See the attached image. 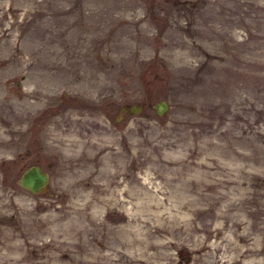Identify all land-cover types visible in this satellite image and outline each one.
I'll return each mask as SVG.
<instances>
[{"label":"rangeland","instance_id":"obj_1","mask_svg":"<svg viewBox=\"0 0 264 264\" xmlns=\"http://www.w3.org/2000/svg\"><path fill=\"white\" fill-rule=\"evenodd\" d=\"M0 264H264V0H0Z\"/></svg>","mask_w":264,"mask_h":264},{"label":"water","instance_id":"obj_2","mask_svg":"<svg viewBox=\"0 0 264 264\" xmlns=\"http://www.w3.org/2000/svg\"><path fill=\"white\" fill-rule=\"evenodd\" d=\"M140 106L138 102H131L126 108L120 105L118 111L122 113L126 109L127 112H135L140 109ZM151 106L157 114H160L165 110L167 101L164 98H158L151 103ZM16 183L30 192L41 191L48 183V172L38 162L29 163L19 171Z\"/></svg>","mask_w":264,"mask_h":264}]
</instances>
